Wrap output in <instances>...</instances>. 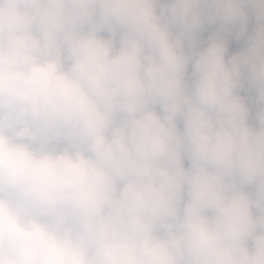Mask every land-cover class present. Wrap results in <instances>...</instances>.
<instances>
[{
	"label": "clouds",
	"instance_id": "clouds-1",
	"mask_svg": "<svg viewBox=\"0 0 264 264\" xmlns=\"http://www.w3.org/2000/svg\"><path fill=\"white\" fill-rule=\"evenodd\" d=\"M0 264H264V0H0Z\"/></svg>",
	"mask_w": 264,
	"mask_h": 264
},
{
	"label": "trees",
	"instance_id": "trees-1",
	"mask_svg": "<svg viewBox=\"0 0 264 264\" xmlns=\"http://www.w3.org/2000/svg\"><path fill=\"white\" fill-rule=\"evenodd\" d=\"M209 33H205V37H207V35H208ZM241 45H238L235 41H233V43H232V45H231V50L232 51H236V50H238V48L240 47Z\"/></svg>",
	"mask_w": 264,
	"mask_h": 264
}]
</instances>
